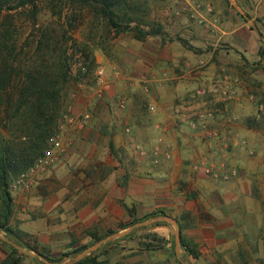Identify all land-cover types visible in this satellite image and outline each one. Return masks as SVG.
<instances>
[{"label": "rangeland", "instance_id": "1", "mask_svg": "<svg viewBox=\"0 0 264 264\" xmlns=\"http://www.w3.org/2000/svg\"><path fill=\"white\" fill-rule=\"evenodd\" d=\"M136 1L142 13H147L148 19L161 26V35L169 43L181 42L186 46L191 41L208 48L235 49L232 41L225 40L218 29L232 32L243 27L235 34L239 38L235 42H248L252 47L248 54H255L256 59L240 65H225L220 72L221 77L239 80L234 87V99L227 104L229 113L237 119L235 124L242 125L244 118L231 107L240 103L239 88L244 87L251 107L245 117L260 118L263 130L241 128L233 131V126L229 129L226 146L215 145L211 154H216L212 160L226 164L229 171L236 168L239 175L213 183L222 188V194L216 198L218 207H212L215 201L210 194L194 191L196 176L190 174V180L181 184L177 170L173 171V166L168 164L171 160L159 165L153 163L154 145L164 133L158 137L152 124L148 130L150 143L145 145L138 138L139 121L150 119L152 115L148 111L151 103L146 90H150L146 67L133 59L139 58L144 47L145 52L153 50L161 37H149L144 43L134 39L132 33L106 35L103 26L87 19L75 37L79 42L91 43L96 65L73 92L65 120L55 138L57 143L52 141L49 147L59 156V162L45 171H38L32 177L34 184L29 192L14 191L15 181L10 186L14 199L11 225L27 234L25 241L35 250L23 249L28 254L20 251L25 255L22 264H35L34 258L39 259L36 254L61 258L62 262L57 264H67L81 254L63 258L72 249L81 246L88 249L97 244L90 232L97 233L102 241L114 235L109 234L110 231H127L136 225H132L134 220H143L140 222L143 223L156 218L144 219L159 210L186 226L184 234L197 243L199 260L186 256L181 247L177 255L176 228L170 224L139 227L130 233H135L131 240L118 241L122 237L105 242L97 249L104 247L100 260L110 264H264V106L260 102L264 100V58H257L264 49V0ZM182 25L191 30H203L204 39H196V36V42L188 39L191 35L187 31L182 36ZM22 29L25 38L29 32ZM237 53L235 49L232 55L238 57ZM78 57L82 56L78 54ZM99 68L105 70L111 84L101 96L97 86ZM208 68L209 65L200 64L195 71ZM165 74L169 73L163 72L161 77L153 74L150 78L161 79ZM86 114L91 115L88 122L83 121ZM127 128L132 131L130 135L125 133ZM240 140H245L247 146L241 147ZM138 146L145 155L136 150ZM159 147L161 150L163 146ZM142 181L147 182L152 191L147 204L136 194L142 190ZM117 182L119 186L114 190ZM112 190H121L117 206L105 202ZM126 201L131 204H125ZM203 218L222 221L225 234L221 245L214 247L212 241H207L210 233L200 225ZM122 226L128 228L120 231ZM152 233L166 242L154 241L149 236ZM0 239L8 240L1 233ZM151 241L159 248L148 250L146 246ZM7 253L0 243V263Z\"/></svg>", "mask_w": 264, "mask_h": 264}, {"label": "trees", "instance_id": "2", "mask_svg": "<svg viewBox=\"0 0 264 264\" xmlns=\"http://www.w3.org/2000/svg\"><path fill=\"white\" fill-rule=\"evenodd\" d=\"M87 19L103 26L106 35L132 33L139 42L162 37L161 26L142 13L136 0H0V233L22 249L35 251L25 241L27 234L11 225L14 199L10 186L46 155L65 120L73 92L96 65L91 43L75 37ZM22 28L29 32L25 38ZM259 55L264 58V49ZM260 102L264 106V100ZM261 123L258 117L245 121L255 131L263 130ZM165 215L159 210L144 219ZM142 221L134 220L132 225ZM177 221L181 250L199 260L198 246L184 234L186 226ZM161 225L168 224H155ZM127 228L122 226L120 231ZM134 234L118 241L131 240ZM89 235L97 243L102 239L95 232ZM149 236L158 243L166 242L156 233ZM0 243L8 251L0 264H22L25 255L20 250L2 239ZM157 246L151 241L146 248ZM103 248L76 264H110L100 260ZM172 248L176 255L173 243ZM85 249H72L63 258L77 256ZM43 256L54 263L62 262L61 258ZM34 262L43 264L37 258Z\"/></svg>", "mask_w": 264, "mask_h": 264}, {"label": "crops", "instance_id": "3", "mask_svg": "<svg viewBox=\"0 0 264 264\" xmlns=\"http://www.w3.org/2000/svg\"><path fill=\"white\" fill-rule=\"evenodd\" d=\"M230 1L234 2L235 0ZM184 21V19L181 20L182 23H184ZM184 26H181V29L184 30L181 33L182 36L184 32L187 31L188 34L191 35V38L188 36V39H195V36L197 37L196 39H204L203 36L205 32L203 30L198 28H193L191 30L190 27ZM218 30L223 34L222 37H224L225 40L228 42L232 41V45L239 53H237V55H239L238 57L232 55L235 49L221 47L208 48L203 47L200 43L194 44L191 41H188V44L185 46L181 42L169 43L164 39V36L159 39L160 41L155 45L153 50L148 49V51L145 52L144 47L139 58L133 59L135 61L139 60V62L146 67L148 79L147 84L150 87V90L146 89L148 92V100L157 107L155 113H150L152 115L150 119L142 118L139 121V124L137 125V130L141 132L138 135L139 140L143 141V144L145 145L150 143V139H148V130L152 124L154 125L155 133L158 137L161 136L163 132H166L167 137L165 142L160 146H163L161 149L162 153L170 152L172 155L171 161L168 162L169 166H173V171L177 170V176L182 180L181 184H185V181L190 180V174L196 176L197 179L193 183L194 191L203 194H210V197L214 198L215 201L212 204V207L214 208L218 207V205H216V198L221 196L222 188L216 187L213 183L220 181L206 177L201 170H194L195 164L198 163L202 157L201 155L207 154V149L204 143L197 138V135L194 133L188 131L189 134L187 133L186 135V133H183L184 131L181 132L177 123L175 111L178 108L188 110L190 108L197 109L203 107L204 102L202 100L194 102L189 98V95L199 87L209 85L214 80L220 79L222 74L220 69L223 68V66L230 64H245L246 62L256 59V56H254L255 54L252 56L248 54L252 50V47L248 42H235L239 39L235 34L239 33L240 30H243V27L232 32L223 31L221 28ZM257 58L259 60L262 59L259 53L257 54ZM131 63L133 64V61ZM200 64L209 65V68L207 70L195 71ZM190 67H192V69H189ZM163 72L169 74H165L164 78L161 79H158L157 77L150 78L153 74L160 76ZM239 97L240 103L233 105L231 108L233 112L240 115L242 114L241 117L243 116L244 120L242 125L238 123L235 124L232 128L233 131H238L241 128L245 130L249 129L245 124V116H248L245 113H248L251 110V107H249L246 100L247 91L244 87L239 88ZM212 125L223 130L221 141H226L230 137L228 134L230 133V128L223 125L220 116L214 123H212ZM221 141H218L219 146H223L220 145ZM154 146H157V142ZM215 154L216 153L212 154V156L214 157ZM131 174L134 175L133 173ZM131 178L134 179L133 176H131ZM130 184L131 186H134L133 182ZM118 186L119 183H115L114 190H117ZM120 191L121 190H112L111 192L113 193H111L110 197L106 199L105 202L109 201L117 206L120 199ZM129 192L131 193V190ZM155 192L157 191L155 190ZM132 194L134 193L132 192ZM136 194L141 196L143 204H147L150 202L152 191L148 183L142 181V190ZM200 197L198 198L199 202L201 201ZM128 202L130 201H126L125 204H131ZM122 204H124V202H122ZM206 210L208 211L207 206ZM204 218H206V215ZM204 218L200 220V225L210 233V238L208 237L207 241H212L214 247H217L216 245H221V238L225 234L222 221H217L215 219L206 221ZM192 241L195 243L194 240ZM195 244L197 245V243Z\"/></svg>", "mask_w": 264, "mask_h": 264}, {"label": "built area", "instance_id": "4", "mask_svg": "<svg viewBox=\"0 0 264 264\" xmlns=\"http://www.w3.org/2000/svg\"><path fill=\"white\" fill-rule=\"evenodd\" d=\"M238 82V79L222 75L220 79L214 80L209 85H203L190 93L189 98L194 102L202 100L204 102L203 107L197 109L190 108L188 110L178 108L175 111L177 123L181 132L185 129L194 133L197 135V138L204 143L207 149V154L201 155L202 157L199 162L195 164L194 170H201L206 177L214 180L227 181L232 177H237L239 175L236 168H231L229 171L226 164H218L214 162V160H211V152L214 151L215 145L218 141H221L223 135V130L214 127L212 123H214L220 116L223 121V125L231 130L237 121V119L229 113L230 111L227 108V104L234 99V87L238 84ZM97 86L99 88V96H101L104 91L111 88V84L106 78L105 70L103 68H99L97 71ZM123 107L124 105H122V108ZM148 111L152 114L155 113L157 111L156 105L153 103L149 104ZM90 119V114H86L83 117L84 122H88ZM131 132L130 128L125 130L127 135H130ZM163 133L164 134L158 139L157 146L152 153L153 163L155 165L168 162L172 158L170 152L162 153L160 150L159 145H162L166 139V132ZM236 137H238V135H236ZM52 141L57 143V140L55 139ZM239 144L241 147L247 146V142L245 140H240ZM220 145L226 146V141H221ZM136 148V150H138L141 154L145 155L141 146ZM58 162L59 156L49 150L34 167L16 179L12 185L13 190L29 192L34 184L32 177L38 171H45L46 169L56 165Z\"/></svg>", "mask_w": 264, "mask_h": 264}, {"label": "water", "instance_id": "5", "mask_svg": "<svg viewBox=\"0 0 264 264\" xmlns=\"http://www.w3.org/2000/svg\"><path fill=\"white\" fill-rule=\"evenodd\" d=\"M159 222H165L167 224H170V225H173L175 228H176V235H175V243H176V253L177 255L179 256V247L181 245V238H182V235H181V229H180V226L177 222L176 219L172 218V217H169V216H160V217H156L150 221H147V222H143V223H139V224H136L134 225L133 227H131L130 229H128L127 231L125 232H122V233H116L110 237H108L107 239H104L100 242H98L96 245L86 249L84 252H82L74 261H71L67 264H76L78 262H80L81 260H83L87 255H89L91 252L93 251H96L99 247L102 246V244H104L105 242L107 241H110V240H115V239H120L122 237H125L127 236L128 234H130L133 230H135L136 228H139V227H143V226H150V225H155ZM4 241H7L9 242L8 240L6 239H3ZM11 243L12 245H14L18 250L28 254V252L24 251L23 249H21L18 245L12 243V242H9ZM36 257H38L44 264H57V263H54L52 261H49L47 260L43 255L41 254H36Z\"/></svg>", "mask_w": 264, "mask_h": 264}]
</instances>
